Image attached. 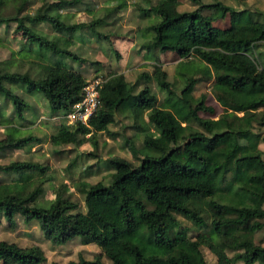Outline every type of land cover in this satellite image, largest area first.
Wrapping results in <instances>:
<instances>
[{"label":"trees","instance_id":"obj_1","mask_svg":"<svg viewBox=\"0 0 264 264\" xmlns=\"http://www.w3.org/2000/svg\"><path fill=\"white\" fill-rule=\"evenodd\" d=\"M181 1L139 0L137 11L144 18L153 17L146 28L151 39L142 49L176 55L182 89L167 82L158 65L151 76L143 73L135 83L109 72L101 76L98 107L87 125L62 126L49 137L52 147L80 146L87 136L116 124L117 114L132 101L128 109L141 136L140 150L134 146L136 136L126 139L125 147L138 165L110 158L108 184L76 182L84 213L71 201L66 185L41 206H33L41 187L25 196L10 194L0 200V226L4 221L13 226L20 216L27 224L36 222L54 245L79 238L81 245L98 247L93 261L81 258L70 264H103L102 257L111 264H132V259L135 264H208L203 248L218 264H264V246L254 241L256 233H264V153L251 154L243 142L249 135L259 137L264 128V13L199 0H187L195 9L180 12ZM79 3L60 0L29 15L25 12L29 0H0V28L18 35L24 49L16 60L0 62V123L6 128L21 131L33 124L26 117L29 104L9 87L40 94L51 114L64 119L82 101L89 81L57 58L83 65L85 59L69 50L76 34L106 37L97 32L105 23L102 18L78 25L60 21L61 7ZM204 10L219 12L217 20L228 15L229 27H215ZM40 25L49 26L57 36L50 39L37 29ZM25 63L26 71L12 70L22 69ZM151 80L163 91L160 101L149 85ZM201 81L211 82V95L221 108L216 118L215 109L206 106L205 95L193 96ZM139 86L143 88L137 92ZM39 143L32 135L5 136L0 140V159ZM47 169L25 160L0 165V174L43 175ZM45 260L38 246L22 248L0 241V264Z\"/></svg>","mask_w":264,"mask_h":264},{"label":"rangeland","instance_id":"obj_2","mask_svg":"<svg viewBox=\"0 0 264 264\" xmlns=\"http://www.w3.org/2000/svg\"><path fill=\"white\" fill-rule=\"evenodd\" d=\"M60 0H29L25 10L29 15H34L37 11H44L50 4L58 3ZM200 3L209 4L221 2L238 11L248 10L264 13V0H199ZM139 0H80L74 7H61L58 10L60 21L66 25H78L89 23L96 18H102L104 25L97 28V32L106 39H97L89 32L78 33L75 36V43L69 49L71 52L85 59V64L72 61L69 58H57L64 67L80 72L87 81L99 82L101 76L109 72L122 74L127 81L135 83L141 74L151 76L153 66L158 65L166 72V81L173 84L178 91L183 87L181 81L176 76V67L179 58L171 53L161 54L157 49H142V46L151 39V33L146 32V28L153 22V17H142L137 11ZM145 8V7H142ZM180 12L192 11L194 5L187 0L181 1L178 8ZM110 13V14H108ZM206 18L213 21V25L220 29L229 27V16L223 20H217L219 12L203 11ZM108 14V15H107ZM38 30L47 34L51 39L57 36L47 25H40ZM263 50V49H262ZM261 52H264L262 51ZM24 53L22 41L18 35L0 28V62L16 60ZM25 63L22 69L12 68L13 71L24 72L28 66ZM199 65L198 62H196ZM201 66V65H200ZM98 77V79H94ZM211 82L201 81L195 87L193 96L199 98L206 96V106L215 109V118L221 114V108L214 101L211 90ZM158 101L163 97V91L155 87L153 80L149 83ZM143 86H139L137 92ZM9 89L25 100L30 109L26 113L27 120L33 124L26 126L25 130L18 131V128H6L4 123H0V140L5 136L17 139L21 136L32 135L40 140V143L26 151L9 152L0 159V165H7L13 162L30 160L31 162L45 165L48 169L43 175L36 173L22 174H0V200L8 195L25 196L41 187V194L35 200L33 206L46 205L54 198V192L62 185L68 187L71 201L80 205L81 212H85L83 196L75 188L76 182L96 184L100 181L108 184L112 171L107 166L110 158H119L131 162L135 166L138 162L132 157L125 147L126 139L134 136V146L140 150V138L136 129L133 128V113L128 109L132 101L123 106V113L117 114L116 124L108 127L107 131L95 133L91 137L85 138L84 144L80 146H60L49 145V137L54 134L59 127H69L67 119L61 114L53 115L50 112L48 103L43 97L34 93L28 95L12 87ZM8 112L6 116H8ZM203 118L210 116L201 114ZM18 125V124H17ZM261 135H249L243 142L246 143L251 154L264 153V128L260 130ZM55 152H61L56 155ZM93 152L95 156H89ZM70 165H72L70 167ZM264 208V207H263ZM185 226L188 223L182 220ZM194 237V234H190ZM0 241L15 243L22 248L38 246L42 249L45 262L42 264H70L77 263L81 258L93 261L99 254V249L94 244L81 245L80 239L76 238L65 245H54L46 240L36 222L25 223L20 216L14 219V225L3 222L0 226ZM254 241L258 245L264 246V233L258 232L254 236ZM203 254L208 264H218L215 256L206 248ZM233 253H228V257H233ZM103 264H111L102 257ZM132 264L135 261L131 260ZM241 264V263H237Z\"/></svg>","mask_w":264,"mask_h":264},{"label":"built area","instance_id":"obj_3","mask_svg":"<svg viewBox=\"0 0 264 264\" xmlns=\"http://www.w3.org/2000/svg\"><path fill=\"white\" fill-rule=\"evenodd\" d=\"M99 84L100 82L96 80L89 82L85 87L82 101L74 105L70 114L66 116L70 124L81 123L87 125L89 119L94 115L98 107Z\"/></svg>","mask_w":264,"mask_h":264}]
</instances>
